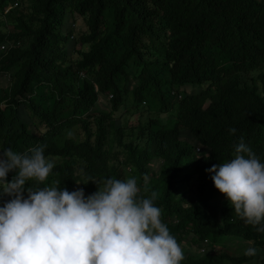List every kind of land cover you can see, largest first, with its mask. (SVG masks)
<instances>
[{"label": "trees", "instance_id": "trees-1", "mask_svg": "<svg viewBox=\"0 0 264 264\" xmlns=\"http://www.w3.org/2000/svg\"><path fill=\"white\" fill-rule=\"evenodd\" d=\"M1 76L0 151L56 160L26 187L87 196L135 177L193 249L180 264H264V233L206 172L241 137L264 162V0H0ZM204 241L220 249L201 254Z\"/></svg>", "mask_w": 264, "mask_h": 264}, {"label": "clouds", "instance_id": "clouds-1", "mask_svg": "<svg viewBox=\"0 0 264 264\" xmlns=\"http://www.w3.org/2000/svg\"><path fill=\"white\" fill-rule=\"evenodd\" d=\"M230 133L235 129L230 128ZM54 167L43 146L0 151V264H180L183 250L162 223L155 193L141 198L135 177L108 178L85 196L82 188L33 190ZM15 172L11 180H5ZM213 187L245 224L264 233V162L244 142L228 160L206 169ZM26 193V197L25 194ZM258 249L244 250L246 257Z\"/></svg>", "mask_w": 264, "mask_h": 264}, {"label": "rangeland", "instance_id": "rangeland-1", "mask_svg": "<svg viewBox=\"0 0 264 264\" xmlns=\"http://www.w3.org/2000/svg\"><path fill=\"white\" fill-rule=\"evenodd\" d=\"M16 6V5H15ZM81 21L80 20H78L77 21V24L78 25H80L81 26V28L84 30L85 28L81 25ZM78 48H79V46H77ZM83 50H86V48H83ZM8 79L7 78H4V77H0V87H7V85H8ZM199 89H198V87H196V86H191V85H188V86H184V87H181L180 88V90H179V94L180 95H183V94H186V93H188V92H197ZM102 107V106H101ZM143 107H145V106H143ZM78 135H79V140H82L83 139V136L80 134V132H78ZM75 141L76 142H78V137H76L75 138ZM198 150H199V148H198ZM197 150V151H198ZM56 163V160H54V164ZM158 170H159V164L157 163V162H154L152 165H151V171L152 172H158ZM185 243L186 242H184V245H185ZM237 247H239V248H241V249H239V250H241V252H242V250L244 251L245 250V246H237ZM220 249V246H218L217 245V247H216V251L217 250H219ZM237 249V248H236ZM236 249H234L233 251H236ZM182 250L183 251H185V250H189V251H193V249H189L187 246H184L183 248H182ZM200 252V251H199ZM201 253V252H200Z\"/></svg>", "mask_w": 264, "mask_h": 264}, {"label": "built area", "instance_id": "built-area-1", "mask_svg": "<svg viewBox=\"0 0 264 264\" xmlns=\"http://www.w3.org/2000/svg\"><path fill=\"white\" fill-rule=\"evenodd\" d=\"M5 47H1V49L3 50ZM217 246L211 245L208 241H204L203 244L201 245L199 251L201 252V254L207 252V251H216Z\"/></svg>", "mask_w": 264, "mask_h": 264}]
</instances>
